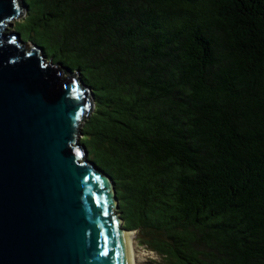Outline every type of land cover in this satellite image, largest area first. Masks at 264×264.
Instances as JSON below:
<instances>
[{"label": "trees", "instance_id": "obj_1", "mask_svg": "<svg viewBox=\"0 0 264 264\" xmlns=\"http://www.w3.org/2000/svg\"><path fill=\"white\" fill-rule=\"evenodd\" d=\"M79 78L80 143L155 264H264V0H21Z\"/></svg>", "mask_w": 264, "mask_h": 264}, {"label": "water", "instance_id": "obj_2", "mask_svg": "<svg viewBox=\"0 0 264 264\" xmlns=\"http://www.w3.org/2000/svg\"><path fill=\"white\" fill-rule=\"evenodd\" d=\"M0 0V264H131L113 179L80 143L92 90L7 33Z\"/></svg>", "mask_w": 264, "mask_h": 264}, {"label": "rangeland", "instance_id": "obj_3", "mask_svg": "<svg viewBox=\"0 0 264 264\" xmlns=\"http://www.w3.org/2000/svg\"><path fill=\"white\" fill-rule=\"evenodd\" d=\"M25 15H26V10H24V13L22 16L13 20L10 23L6 32L7 33L14 32L13 27L16 25L17 22H20L24 18ZM27 43H28L29 47L33 45L31 42H27ZM47 61L49 62L50 60L47 59ZM82 137H83V135L80 137V139ZM118 211H119V209L117 210V213H118ZM131 233H132V243H133V250H134V254H135L136 264H155L156 262H159L161 260L160 256L156 252L152 251L150 248L143 245L139 241L138 231L131 230Z\"/></svg>", "mask_w": 264, "mask_h": 264}, {"label": "bare ground", "instance_id": "obj_4", "mask_svg": "<svg viewBox=\"0 0 264 264\" xmlns=\"http://www.w3.org/2000/svg\"><path fill=\"white\" fill-rule=\"evenodd\" d=\"M126 238L128 242V252H129L130 262L131 264H136L135 254L133 250V243H132V233H128Z\"/></svg>", "mask_w": 264, "mask_h": 264}, {"label": "clouds", "instance_id": "obj_5", "mask_svg": "<svg viewBox=\"0 0 264 264\" xmlns=\"http://www.w3.org/2000/svg\"><path fill=\"white\" fill-rule=\"evenodd\" d=\"M21 7H22V9H23V11H24L25 9H24V7L22 6V4H21ZM73 74H74V73H73ZM87 158H88V157H87Z\"/></svg>", "mask_w": 264, "mask_h": 264}]
</instances>
